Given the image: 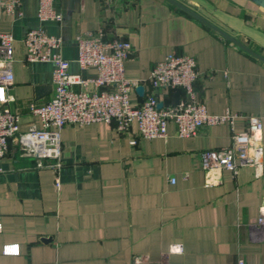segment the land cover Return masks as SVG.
<instances>
[{"label": "crops", "instance_id": "crops-1", "mask_svg": "<svg viewBox=\"0 0 264 264\" xmlns=\"http://www.w3.org/2000/svg\"><path fill=\"white\" fill-rule=\"evenodd\" d=\"M177 1L264 56V10L249 0ZM55 7L62 22H41L39 0H25L22 17L0 6V33L15 38L12 99L0 87V107L20 114L21 132L42 126L30 104L54 93V64L27 60V32L42 25L62 37L70 71L84 78L97 69L75 61L79 36L102 31L131 42L126 76L143 86L133 104L151 92L162 106L185 99L184 88L153 89L149 78L167 54L191 55L201 73L197 101L210 114L239 116L188 137L169 122L168 138L152 139L138 137L137 124L129 134L114 123L66 125L60 168L39 165L11 138L0 158V264H264V61L169 0H56ZM249 116L263 121V172L212 166L206 152L231 145ZM174 243L184 245L182 254H168Z\"/></svg>", "mask_w": 264, "mask_h": 264}, {"label": "built area", "instance_id": "built-area-1", "mask_svg": "<svg viewBox=\"0 0 264 264\" xmlns=\"http://www.w3.org/2000/svg\"><path fill=\"white\" fill-rule=\"evenodd\" d=\"M25 0H0L1 8L8 13L23 16ZM56 0H39L38 18L41 22L63 21V13L55 7ZM79 52L75 61L82 69L96 68L97 75L84 78L70 71L71 60L62 54L63 39L49 34L38 26L27 32L24 43L27 60L52 62L54 93L43 105L30 104V110L39 116L41 127L20 131V114L9 105L0 107V158L8 152L9 141L17 138L23 154L37 158L39 165L60 168L62 162V130L66 125H85L92 122L115 124L120 134H129L134 124L138 137L168 138V124L174 122L181 137L196 135L204 126L233 122L239 113L210 114L205 104L195 98V83L200 78L196 59L188 54L170 53L158 61L151 71L149 83L153 89L184 88L186 98L175 105L159 107L160 101L151 92L142 102L133 104L131 94L138 80L126 76L125 61L133 52L131 42L107 39L102 31L85 32L78 37ZM15 38L11 33H0V87L9 93L14 86ZM93 85L94 89L87 88ZM12 95L9 93V101ZM263 121L259 116L247 118V128L233 134L232 144L206 152L218 168L237 171L241 166H252L258 174L263 172L262 149ZM138 143L137 138L131 140ZM212 168V167H211ZM172 182H175L172 179ZM214 182L208 171L206 184ZM259 223L264 225V206ZM1 229V224H0ZM182 243L170 246L168 254H182ZM10 249H6V252ZM161 264H171L168 259ZM239 264H248L240 260Z\"/></svg>", "mask_w": 264, "mask_h": 264}, {"label": "water", "instance_id": "water-1", "mask_svg": "<svg viewBox=\"0 0 264 264\" xmlns=\"http://www.w3.org/2000/svg\"><path fill=\"white\" fill-rule=\"evenodd\" d=\"M169 1H171L172 3L177 5L178 7L182 8L186 12H188V13L192 14L193 16L197 17L198 19H200L201 21L206 23L208 26H210L211 28H213L214 30L219 32L222 36H224L225 38H227L230 41L234 42L236 45H238L240 48H242L246 52H248V53L252 54L253 56L259 58L260 60L264 61V56L262 54L258 53L257 51H255L254 49H252L251 47L246 45L245 43L241 42L240 40H238L234 36L230 35L225 30H223L220 27L216 26L215 24L210 22L208 19H206L205 17H203L202 15L197 13L195 10L189 8L188 6L182 4L181 2H179L177 0H169ZM249 1L252 2L253 4H255L256 6H258L259 8L264 10V0H249ZM137 89H138V91L142 92L143 86H138ZM159 107H162L161 102L159 103Z\"/></svg>", "mask_w": 264, "mask_h": 264}]
</instances>
